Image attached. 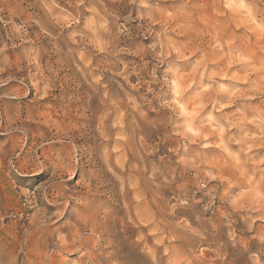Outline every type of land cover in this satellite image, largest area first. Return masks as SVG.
I'll use <instances>...</instances> for the list:
<instances>
[{
	"label": "clouds",
	"instance_id": "obj_1",
	"mask_svg": "<svg viewBox=\"0 0 264 264\" xmlns=\"http://www.w3.org/2000/svg\"><path fill=\"white\" fill-rule=\"evenodd\" d=\"M0 264H264V0H0Z\"/></svg>",
	"mask_w": 264,
	"mask_h": 264
},
{
	"label": "rangeland",
	"instance_id": "obj_2",
	"mask_svg": "<svg viewBox=\"0 0 264 264\" xmlns=\"http://www.w3.org/2000/svg\"><path fill=\"white\" fill-rule=\"evenodd\" d=\"M36 180H40L41 179V177H37V178H35Z\"/></svg>",
	"mask_w": 264,
	"mask_h": 264
}]
</instances>
